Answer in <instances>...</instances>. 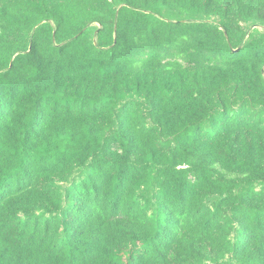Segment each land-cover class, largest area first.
Masks as SVG:
<instances>
[{"label":"trees","instance_id":"1","mask_svg":"<svg viewBox=\"0 0 264 264\" xmlns=\"http://www.w3.org/2000/svg\"><path fill=\"white\" fill-rule=\"evenodd\" d=\"M0 264H264V0H0Z\"/></svg>","mask_w":264,"mask_h":264}]
</instances>
